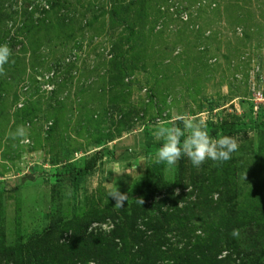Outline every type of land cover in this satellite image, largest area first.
<instances>
[{"label":"rangeland","instance_id":"374dc122","mask_svg":"<svg viewBox=\"0 0 264 264\" xmlns=\"http://www.w3.org/2000/svg\"><path fill=\"white\" fill-rule=\"evenodd\" d=\"M0 13V44L12 49L0 75V264L46 263L45 247L68 244L81 222L111 238L133 202L167 221L171 249L213 244L217 258L264 216V102L253 99L264 95V0H0ZM179 117L235 137L238 150L199 168L186 156L155 163V130L183 128ZM236 120L246 126L220 132ZM18 126L23 142L10 135ZM229 215L242 217L219 227ZM167 246L153 264L172 262Z\"/></svg>","mask_w":264,"mask_h":264},{"label":"trees","instance_id":"16d2710c","mask_svg":"<svg viewBox=\"0 0 264 264\" xmlns=\"http://www.w3.org/2000/svg\"><path fill=\"white\" fill-rule=\"evenodd\" d=\"M58 1H52L49 5L50 9L59 7ZM45 10V9H43ZM48 11L45 10L44 13ZM23 13L30 15L29 12L23 10ZM1 17V13H0ZM43 20V19H42ZM40 20V22L42 21ZM58 20V19H57ZM31 21V19H30ZM57 29L62 26H66L63 18L58 20ZM30 26L29 22H26L25 27ZM33 25V24H32ZM26 29V32L32 31L34 28L38 27L46 31V26L40 24L38 26H30ZM71 34V33H69ZM67 34V38L70 35ZM245 122L240 120L232 122H224L220 127V132L223 134L237 132L241 128L245 127ZM211 135L216 134V129L212 128L210 130ZM145 146L151 145L149 140L144 142ZM156 147L160 146V143H154ZM94 157L89 158L83 162L81 169L74 170L73 168H68L67 178L71 179L75 175H83L90 168L93 167ZM67 167V166H66ZM138 204L133 202V204L125 209L122 212H119V215H116L117 224L111 230L109 238L108 236H102L98 233L86 234L84 225L82 224H73L72 231L70 235V242L65 245H60L58 247L52 248L49 251V246L45 247L46 256L43 257V260L48 257L46 263L42 264H88V262L93 261V264H153L157 261V256L160 255V247L164 245H169L168 240L165 238L164 234L171 232V228L167 221L161 219L158 221V216L155 212L151 213L150 209L147 211L143 208L137 206ZM242 216L238 215H229L227 216L225 223L223 225L217 224L219 227L224 226L227 222H231L233 219H241ZM100 217L99 219H102ZM138 220H141L142 223H137ZM142 224L146 225V229H140ZM241 225V223H240ZM244 231L243 236L239 237L241 245L236 242V238H232L230 252L236 254V256H231L230 252H227L226 255L222 258H217V253L212 252L214 245H207L206 243L200 245L199 243L188 244L186 241L182 244L180 249L173 248L171 249L167 246L165 251L169 249L176 251L174 259L169 264H222L226 261L227 263L234 264V261L237 260V264H264V216L263 217H249V219L243 223ZM150 229V231L148 230ZM222 229H224L222 227ZM146 231H149L147 233ZM176 234H179L178 230H175ZM216 240L211 241V243H216L221 239V237L229 236L228 230L219 232ZM117 237L119 242L118 248L116 249V243L113 242L112 238ZM184 237V236H182ZM212 236H208L205 240H209ZM167 241V242H166ZM235 242V244H234ZM171 245V244H170ZM147 246L149 248H147ZM213 246V247H212ZM227 249H229L228 244H226ZM152 248V249H151ZM151 249V250H150ZM152 255L149 256L150 252ZM148 255L147 258H143ZM125 256V257H122ZM134 257L138 259L135 260ZM152 258V260H150ZM92 259V260H91ZM164 262V261H163ZM158 264H167V263H158Z\"/></svg>","mask_w":264,"mask_h":264},{"label":"clouds","instance_id":"9594fccd","mask_svg":"<svg viewBox=\"0 0 264 264\" xmlns=\"http://www.w3.org/2000/svg\"><path fill=\"white\" fill-rule=\"evenodd\" d=\"M11 56L12 49L9 44H0V75L5 74L4 66L9 63ZM178 119L182 122L183 128L161 126L155 130L154 139L163 141L155 154L157 164L164 163L167 166H173L182 156H186L194 167L199 168L209 159L218 163L228 161L239 148L238 141L233 136L222 135L217 138L210 136L203 120L197 122L185 117ZM10 135L13 140L20 139L23 142L27 133L23 126H18ZM109 195L116 198L115 206L117 207H122L123 202L128 200V197L119 193L117 188ZM137 200L141 205L144 204L142 198ZM231 235L238 237L239 229H233Z\"/></svg>","mask_w":264,"mask_h":264},{"label":"built area","instance_id":"2783aa9c","mask_svg":"<svg viewBox=\"0 0 264 264\" xmlns=\"http://www.w3.org/2000/svg\"><path fill=\"white\" fill-rule=\"evenodd\" d=\"M253 99H255V101H262V102H264V95L261 94V92L258 91V90L253 91ZM257 103H261V102H257Z\"/></svg>","mask_w":264,"mask_h":264}]
</instances>
